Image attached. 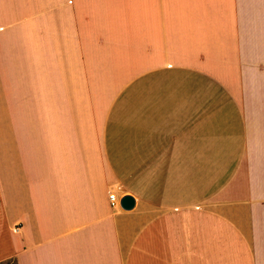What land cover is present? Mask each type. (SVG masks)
Masks as SVG:
<instances>
[{
	"label": "crops",
	"instance_id": "crops-1",
	"mask_svg": "<svg viewBox=\"0 0 264 264\" xmlns=\"http://www.w3.org/2000/svg\"><path fill=\"white\" fill-rule=\"evenodd\" d=\"M4 260L264 264V0H0Z\"/></svg>",
	"mask_w": 264,
	"mask_h": 264
},
{
	"label": "water",
	"instance_id": "water-1",
	"mask_svg": "<svg viewBox=\"0 0 264 264\" xmlns=\"http://www.w3.org/2000/svg\"><path fill=\"white\" fill-rule=\"evenodd\" d=\"M119 205L125 210H130L135 206V198L132 195L125 194L120 198Z\"/></svg>",
	"mask_w": 264,
	"mask_h": 264
},
{
	"label": "built area",
	"instance_id": "built-area-1",
	"mask_svg": "<svg viewBox=\"0 0 264 264\" xmlns=\"http://www.w3.org/2000/svg\"><path fill=\"white\" fill-rule=\"evenodd\" d=\"M109 202H110V206L112 207H119V199L116 196L115 192H111L109 194ZM19 228L15 227L14 231H18Z\"/></svg>",
	"mask_w": 264,
	"mask_h": 264
},
{
	"label": "trees",
	"instance_id": "trees-1",
	"mask_svg": "<svg viewBox=\"0 0 264 264\" xmlns=\"http://www.w3.org/2000/svg\"><path fill=\"white\" fill-rule=\"evenodd\" d=\"M0 264H16V262L12 260H4V261H1Z\"/></svg>",
	"mask_w": 264,
	"mask_h": 264
}]
</instances>
